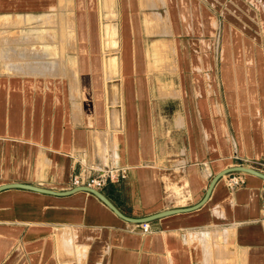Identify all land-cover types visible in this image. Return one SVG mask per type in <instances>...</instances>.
I'll return each instance as SVG.
<instances>
[{
	"label": "crops",
	"instance_id": "obj_1",
	"mask_svg": "<svg viewBox=\"0 0 264 264\" xmlns=\"http://www.w3.org/2000/svg\"><path fill=\"white\" fill-rule=\"evenodd\" d=\"M85 2L0 0V21L7 26L9 37H18L20 43L13 40L15 44L5 46V54L0 55V185L24 182L66 190L75 174L85 181L102 168H127L126 178L108 182L101 191L122 212L140 217L196 204L204 198L211 174L236 163L264 172L259 166H264L262 53L258 66H251L253 80L248 84L245 66L233 68L240 82L235 76L231 85L224 78L222 86L213 83L215 90L223 87V95L218 91L217 99L224 114L211 112L213 98L206 90L200 99L199 116L195 109L196 115L193 112L189 120L184 117V124L181 116L176 117L177 126L187 127L188 123L191 128L185 149L188 160L195 161L186 165L183 184H174V188H188L192 196L185 194L184 203L166 198L163 173L173 165L166 158L171 144L164 140L166 135L154 112L148 81L156 86L159 96L179 95L180 90L157 77L158 72L177 68L171 60L177 48L169 37L161 35L148 41L144 50L139 24L127 12L124 19L122 13V45L115 29L107 27L104 46L111 48L108 37H116L115 48L122 52V58L111 57L105 67L122 80V86L114 88L123 93L124 108L123 128L110 134L99 63V20L97 33L85 32L83 17L79 20ZM260 3L264 9V0ZM115 4L114 16L117 0ZM99 5L108 16L103 0ZM52 18L57 20L58 46L42 41V37L50 36L49 31L54 32L46 27ZM71 20L74 39L68 27ZM143 21L148 33H172L167 19L164 29L158 32L151 29L159 17L145 15ZM31 37L41 38L23 43ZM39 45L42 51L35 53L30 62L46 64V59L58 57L59 50L61 75L39 78L34 76L36 66L15 62L18 54L26 52L20 57L28 58L29 48ZM18 47L27 50L18 52ZM247 60H251L248 53ZM16 69L24 71L16 73ZM173 118V128L167 132L172 130L177 137L180 127L174 126ZM198 119L205 131V148L200 144ZM172 145L181 155V147ZM215 159L218 168L206 164L210 170L207 176L202 165ZM223 177L201 207L151 220L149 231H144L142 223L119 217L91 192L57 196L23 188L4 189L0 191V264H20L21 254L29 264H33L32 259L35 264H226L229 247L235 264H247L249 250L262 258L264 178L246 173L245 183L231 191L227 184L223 186ZM213 230L233 232L231 242L213 240Z\"/></svg>",
	"mask_w": 264,
	"mask_h": 264
},
{
	"label": "rangeland",
	"instance_id": "obj_2",
	"mask_svg": "<svg viewBox=\"0 0 264 264\" xmlns=\"http://www.w3.org/2000/svg\"><path fill=\"white\" fill-rule=\"evenodd\" d=\"M85 1L83 10H80L82 14H80L81 12L79 13V20L83 17L86 33L91 34V32H96L99 26V63L102 70L101 79L105 88V108L108 118L107 131L110 134L114 130L123 128L124 118L123 93L119 89L117 90L114 88L115 85L121 87L122 80L118 75H111L105 67V62L111 57L115 56L117 58H122V52L115 48L117 46L116 37H118L122 45V13L123 19L126 16L125 12L129 13L132 20H134L135 16V22L139 24V33L141 34L140 37L144 50L146 49L148 41L160 39L158 36L161 35H164L163 37H169L177 48V52L174 53L171 59L172 62L175 61L177 68L174 71L158 72L157 77L167 85L180 90L179 95L175 97L159 96L156 91V86H154L151 81H148V85L150 97L154 103V112L159 120L160 127L164 130L162 133L166 135V137L164 136L165 142L168 141L172 145V141H174L175 144L172 146L181 147L182 149L181 155L178 153L176 154L175 152L178 150L173 149L171 145L168 150L166 158L167 160L171 159L168 163L173 165H169L163 173L166 185L165 195L169 200L173 199L175 203H184L186 199H183V196H187L185 194L192 196L189 193V189L184 187L183 189L174 188V184H183L182 175H185L186 165L195 161L188 160V150L185 149V146H187L186 134L187 132H191V128L188 123H186L187 127L183 125L184 117L188 118V120L189 118L191 119L190 116H192L193 112L196 115L195 109L198 110L199 116V109L201 108L200 99L204 97L206 90L213 98V105L211 107H213L214 110L210 107L211 112H223L224 114L223 106L220 104V100L217 99L218 96L220 97V92L218 91H221L223 95V87H221L223 78L226 84L229 83V85H231V83L233 84V78L235 76V80L237 79V81L240 82L239 77L237 78V71L236 75L233 71L234 67L240 66L243 68L245 66L246 83L248 84L253 80L251 66H258L259 54L264 53V9L261 6L260 0H117V12L115 16L113 12L115 11L116 0H103L104 7L108 12L107 18L105 17L106 12L104 8L99 5L100 0ZM125 5H127V9H125ZM145 15H154L160 18V21L152 27L151 31L156 30L158 32L159 30H163L165 26L163 22L167 19L172 33L167 35L164 33H148L147 31L149 30L146 28L143 21ZM93 18L95 23H93ZM49 21L51 22H49L46 27L52 30L54 29V32L49 31L47 35L50 36L42 37V41L54 42L57 45V20L56 18H52ZM97 21L98 26H96ZM91 22L94 26H92ZM68 24V27H70L72 31V33L70 32V36L74 39L75 34L72 29L73 21H68ZM0 26L2 27L0 31V55H4L5 46L15 44V41H13L15 39L16 44L20 43L18 37H9L8 32H6L7 26L4 25V21H0ZM108 26L113 27L116 32V37H108V45H110L111 48H106L104 46L106 42L105 31ZM100 27L103 37H100ZM14 35H16V33ZM53 35H56V37ZM40 38L41 37H31L28 41H24L23 43H32L34 40H40ZM73 45L76 47L74 40ZM42 47L41 45L31 46L28 50L30 51L28 53L30 57L28 58L20 57L25 56L27 54L26 52L18 54V57L15 54L12 55L16 56V59H14L15 62L21 61V63L26 62V65L36 66V68L32 67L35 72L34 76L36 77L61 75L62 65L59 57V50L58 57L46 59L48 62L46 64L39 63L35 65V63L30 62L35 53L37 54L39 51H42ZM26 50L20 47L16 48L18 52ZM6 51H8V49ZM247 53L248 57L251 58L250 61L247 60ZM146 65L147 62H145V67L147 68ZM14 67H16V64ZM69 70L73 72V65L70 64V60ZM23 71L24 70L16 69V73H23ZM146 74H148V71H146ZM256 75L258 78L259 73H254V76ZM214 82H217L219 85L221 84L219 89L215 90L213 85ZM211 96H209L208 99L211 100ZM178 115L182 117L183 124L177 126L175 119ZM172 118L174 126L180 127V131L177 134L179 136L177 137L174 136L172 130L167 132L171 127L173 128ZM198 129L200 133V144L202 148H205L203 136L205 131L201 128L199 119ZM174 130L177 131L179 129L177 128ZM174 158L175 160H172ZM217 163V159L212 160V162L206 161L203 163L204 165H202L203 168H201L208 176L210 170L206 169V164H213L214 167L218 168L216 165ZM249 164L253 163L249 162ZM259 166L264 169L263 165L259 164ZM211 176L212 179L214 175L211 174ZM222 184L223 186L227 184L226 178ZM211 233L213 240L220 241L226 239L227 243L231 242L233 236L232 232L227 233L222 230H213ZM227 251L228 259L226 264H235L233 250L229 247ZM253 254L252 250L248 251L247 264H264V255L262 258L258 259L256 256H253ZM33 258L35 257L33 256ZM34 260L32 259L33 264H35ZM20 264H29L22 254Z\"/></svg>",
	"mask_w": 264,
	"mask_h": 264
},
{
	"label": "water",
	"instance_id": "obj_3",
	"mask_svg": "<svg viewBox=\"0 0 264 264\" xmlns=\"http://www.w3.org/2000/svg\"><path fill=\"white\" fill-rule=\"evenodd\" d=\"M234 171L253 173V174H256L257 176H259L261 178H264V172L254 168V167L244 165V164L231 166V167H228V168L220 171L219 173H217L213 176V178L211 179L209 186L206 190L204 198L201 201L197 202L196 204H193L191 206L177 207V208L162 210V211H159V212H156L153 214H149L146 216H140V217L129 216V215L125 214L102 191H100L94 187H91L89 185H85V184L80 185V186H76V187H73L70 189H66V190H55V189L36 186L33 184L24 183V182H10V183L0 185V191H2L4 189H8V188H23V189L37 191V192L46 193V194H53V195H57V196H67V195H70V194H72L78 190H86L88 192L95 194L100 200H102L110 209H112L122 219L129 221V222H134V223H145V222H149L151 220H154L156 218H159V217H162L165 215L191 211V210H195V209L201 207L203 204L206 203V201L210 197L212 190H213L214 186L216 185V183L224 175H226L230 172H234Z\"/></svg>",
	"mask_w": 264,
	"mask_h": 264
},
{
	"label": "built area",
	"instance_id": "obj_4",
	"mask_svg": "<svg viewBox=\"0 0 264 264\" xmlns=\"http://www.w3.org/2000/svg\"><path fill=\"white\" fill-rule=\"evenodd\" d=\"M236 152V150H235ZM235 157H237L235 155ZM242 164V163H239ZM235 164V165H239ZM233 165V166H235ZM128 175L127 168H116V167H107L102 168L98 174L94 176L85 177L83 181L82 177L79 175H73L70 180V188L80 186V185H89L101 191V189L107 185L108 182H114L121 178H126ZM227 179V186L229 190L234 191L236 188L242 186L245 183L246 172L234 171L224 175ZM144 231H149V223H142Z\"/></svg>",
	"mask_w": 264,
	"mask_h": 264
},
{
	"label": "bare ground",
	"instance_id": "obj_5",
	"mask_svg": "<svg viewBox=\"0 0 264 264\" xmlns=\"http://www.w3.org/2000/svg\"><path fill=\"white\" fill-rule=\"evenodd\" d=\"M248 175H251V176H256V177H259V176H257L256 174H253V173H247ZM224 178V177H223ZM222 179V178H221ZM220 179V180H221ZM79 191H84V192H88V191H86V190H78V191H76V192H79ZM35 192H37V191H35ZM76 192H74V193H76ZM39 193H41V192H39ZM88 193H90V192H88ZM46 194V193H45ZM93 194V193H92ZM53 195V194H52ZM93 195H95V194H93ZM96 196V195H95ZM97 197V196H96ZM66 231V230H65ZM233 233V232H232ZM65 235L66 234H64V237H65ZM61 236H63V235H61ZM69 236H70V233H69ZM228 236V235H227ZM62 238V237H61ZM66 240V239H65ZM68 240V239H67ZM69 242V241H68Z\"/></svg>",
	"mask_w": 264,
	"mask_h": 264
}]
</instances>
